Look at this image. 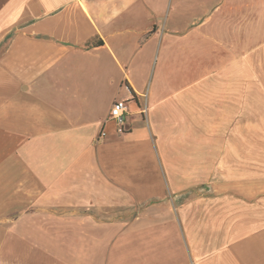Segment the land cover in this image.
<instances>
[{
	"label": "crops",
	"instance_id": "0c3cea01",
	"mask_svg": "<svg viewBox=\"0 0 264 264\" xmlns=\"http://www.w3.org/2000/svg\"><path fill=\"white\" fill-rule=\"evenodd\" d=\"M0 264H264V0H0Z\"/></svg>",
	"mask_w": 264,
	"mask_h": 264
},
{
	"label": "built area",
	"instance_id": "2783aa9c",
	"mask_svg": "<svg viewBox=\"0 0 264 264\" xmlns=\"http://www.w3.org/2000/svg\"><path fill=\"white\" fill-rule=\"evenodd\" d=\"M133 101V97L129 100L117 99L113 102L110 110L108 120L112 121L115 125V131L118 135L126 134L129 129L127 125L128 116H129V103ZM146 109L140 110L139 114L144 116ZM106 133L102 130L97 139L96 143H100L105 138Z\"/></svg>",
	"mask_w": 264,
	"mask_h": 264
}]
</instances>
